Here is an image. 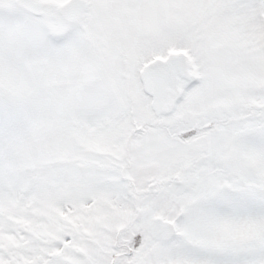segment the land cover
Masks as SVG:
<instances>
[{"label": "snow or ice", "instance_id": "6c2138e0", "mask_svg": "<svg viewBox=\"0 0 264 264\" xmlns=\"http://www.w3.org/2000/svg\"><path fill=\"white\" fill-rule=\"evenodd\" d=\"M0 264H264V0H0Z\"/></svg>", "mask_w": 264, "mask_h": 264}]
</instances>
